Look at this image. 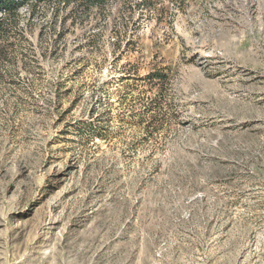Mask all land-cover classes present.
Masks as SVG:
<instances>
[{"label": "rangeland", "instance_id": "1", "mask_svg": "<svg viewBox=\"0 0 264 264\" xmlns=\"http://www.w3.org/2000/svg\"><path fill=\"white\" fill-rule=\"evenodd\" d=\"M152 2L19 9L0 264H264V0Z\"/></svg>", "mask_w": 264, "mask_h": 264}, {"label": "trees", "instance_id": "2", "mask_svg": "<svg viewBox=\"0 0 264 264\" xmlns=\"http://www.w3.org/2000/svg\"><path fill=\"white\" fill-rule=\"evenodd\" d=\"M106 1L110 0H0V57L3 55L5 47L2 41L8 37L10 32L16 30V24L20 19V8L27 5L32 15H34L41 5L57 4L58 6L62 5L63 8L68 7L69 12H74L76 8L87 10L93 6H102ZM132 1L133 8L140 9H152L154 4L152 0ZM152 77L160 78L161 75L153 73ZM98 136H101V134L98 133Z\"/></svg>", "mask_w": 264, "mask_h": 264}]
</instances>
